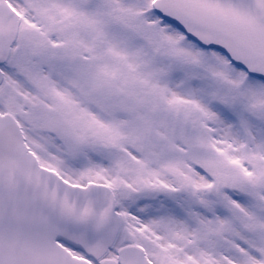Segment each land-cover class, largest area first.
<instances>
[{"label":"snow or ice","instance_id":"obj_1","mask_svg":"<svg viewBox=\"0 0 264 264\" xmlns=\"http://www.w3.org/2000/svg\"><path fill=\"white\" fill-rule=\"evenodd\" d=\"M0 264H264V0H0Z\"/></svg>","mask_w":264,"mask_h":264}]
</instances>
